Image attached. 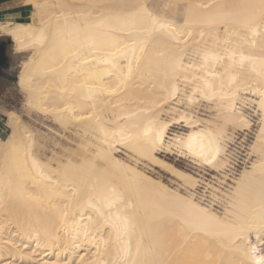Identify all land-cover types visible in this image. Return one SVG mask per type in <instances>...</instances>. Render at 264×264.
<instances>
[{"label": "bare ground", "instance_id": "obj_1", "mask_svg": "<svg viewBox=\"0 0 264 264\" xmlns=\"http://www.w3.org/2000/svg\"><path fill=\"white\" fill-rule=\"evenodd\" d=\"M22 3L24 18H0L25 56L22 109L68 143L3 112L0 264H264V0ZM250 130L256 158L229 179L232 143ZM161 149L230 180L223 208Z\"/></svg>", "mask_w": 264, "mask_h": 264}, {"label": "rangeland", "instance_id": "obj_2", "mask_svg": "<svg viewBox=\"0 0 264 264\" xmlns=\"http://www.w3.org/2000/svg\"><path fill=\"white\" fill-rule=\"evenodd\" d=\"M0 38L7 39V37L2 36ZM10 48L12 49V43L10 44ZM9 52L10 60L8 62V66L10 68L11 76L8 89L0 94V107L2 112L14 110L19 113L22 119L25 122L29 123L33 129L42 132L46 137L51 138L53 140L56 139L59 142L68 143L65 139L60 137L61 131L58 130V128L52 122H50V120L41 119L35 117L34 115L33 117L29 118L22 109L23 96L18 92L15 85V81L16 75L19 71L20 62L25 59V56L12 54V51ZM195 110L201 117H206L209 114V111L205 109L202 105L195 108ZM244 110H246L248 113L253 114L252 111H250L253 110V105L247 102V104H245ZM256 117V114H253L252 119L255 120ZM256 126L257 124L255 123L252 128H256ZM174 127L181 128L177 125H174ZM174 130L178 129L174 128ZM246 133L247 134L239 133V138L234 139L235 143H232L233 146H235V151L233 152L231 163H229L231 167H228L227 171L225 170L228 175L227 178L229 179L237 177L239 172L245 166H247L252 159L256 158V154L251 152L250 150V143L253 138V132H251L250 130ZM118 151L119 152L115 153L117 155V158H123L122 160H126L131 163L133 162V160L128 157L129 154L125 149L119 148ZM126 157L128 159H126ZM157 157L179 170L186 172L193 171L197 175H199L197 176V178L200 180L199 187H197L196 191L197 195L201 198V202L204 204H211L212 207L217 210L223 208V205H225L226 198L224 193H227V184L231 183L230 180L222 177L216 171H212L210 168L205 167L204 165H202V167L201 165H196L187 157H181L173 149L169 152H166L165 150L161 149L157 154ZM137 166L139 169L144 170L145 173L151 176L152 178L159 179L162 181V183L172 188L178 187L180 190H182V187L179 186L180 182H178L172 175L169 174V172H167L160 166L141 160L137 161ZM210 186L218 188V190H220L221 192L213 191ZM211 193H213V195H211Z\"/></svg>", "mask_w": 264, "mask_h": 264}, {"label": "crops", "instance_id": "obj_3", "mask_svg": "<svg viewBox=\"0 0 264 264\" xmlns=\"http://www.w3.org/2000/svg\"><path fill=\"white\" fill-rule=\"evenodd\" d=\"M22 1L23 0H0V18H6L10 20H20L24 18L28 13L29 8L26 5H24ZM7 39L4 40L6 41ZM1 40L3 39L0 38V42ZM9 51H12V49L10 48ZM9 53L10 52H8V54L6 53L7 55V60L5 61L6 66L0 67V94L6 91L9 86V81L11 76L10 68L8 66V62L10 60ZM3 121H4V115L0 107V134H3L5 132V129L3 128Z\"/></svg>", "mask_w": 264, "mask_h": 264}, {"label": "water", "instance_id": "obj_4", "mask_svg": "<svg viewBox=\"0 0 264 264\" xmlns=\"http://www.w3.org/2000/svg\"><path fill=\"white\" fill-rule=\"evenodd\" d=\"M5 44H11V40L7 39L5 42H0V67H5L7 55L5 51Z\"/></svg>", "mask_w": 264, "mask_h": 264}, {"label": "flooded vegetation", "instance_id": "obj_5", "mask_svg": "<svg viewBox=\"0 0 264 264\" xmlns=\"http://www.w3.org/2000/svg\"><path fill=\"white\" fill-rule=\"evenodd\" d=\"M5 40H1V42H4ZM5 50H6V53L8 54L9 50H10V44H5Z\"/></svg>", "mask_w": 264, "mask_h": 264}, {"label": "built area", "instance_id": "obj_6", "mask_svg": "<svg viewBox=\"0 0 264 264\" xmlns=\"http://www.w3.org/2000/svg\"><path fill=\"white\" fill-rule=\"evenodd\" d=\"M1 37V36H0Z\"/></svg>", "mask_w": 264, "mask_h": 264}]
</instances>
